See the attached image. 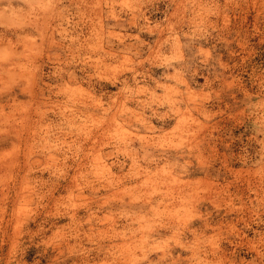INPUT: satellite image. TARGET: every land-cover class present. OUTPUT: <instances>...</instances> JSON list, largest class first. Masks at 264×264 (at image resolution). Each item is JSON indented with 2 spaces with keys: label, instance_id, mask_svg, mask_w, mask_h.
<instances>
[{
  "label": "rangeland",
  "instance_id": "1",
  "mask_svg": "<svg viewBox=\"0 0 264 264\" xmlns=\"http://www.w3.org/2000/svg\"><path fill=\"white\" fill-rule=\"evenodd\" d=\"M0 264H264V0H0Z\"/></svg>",
  "mask_w": 264,
  "mask_h": 264
}]
</instances>
